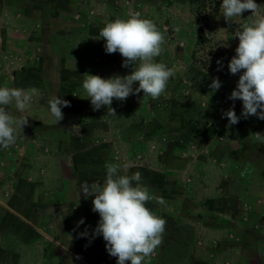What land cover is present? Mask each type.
Listing matches in <instances>:
<instances>
[{"label":"crops","instance_id":"1","mask_svg":"<svg viewBox=\"0 0 264 264\" xmlns=\"http://www.w3.org/2000/svg\"><path fill=\"white\" fill-rule=\"evenodd\" d=\"M157 1L94 0V4L102 9L99 14L104 16L95 18L89 24L90 31L94 36L100 37V29L107 22L117 18L127 19L130 12L136 11L135 7L129 5L131 2L152 7ZM29 2L31 13L44 20L47 33L63 35L74 28L65 18L75 11V0H46L45 4L39 3L40 0ZM54 2L60 5L61 12L54 10ZM122 2H125L126 7ZM1 3L2 0L0 5ZM221 16L219 13V19H216L220 23L219 28L221 21L223 22ZM198 29L199 27H196V31ZM219 30L223 34L226 33L224 28ZM160 31L165 36V44L156 61L164 63L175 73L167 85L171 84V81L178 84L189 81L194 88L181 94L166 88L155 100L143 97L142 91L137 95H130L123 102L114 99L112 107L116 110V116L107 115L106 107L94 111L82 88V75L86 72L100 75L99 68L68 70L69 61L51 54L49 47H53L47 40L45 44L49 51L46 52V60L60 59L59 62L64 68L59 76L62 85H58V82L55 84L53 96H62L61 98L68 100L71 105L62 107L64 118L59 127L66 130L76 121L77 127L84 129V137L89 134L96 142L93 166L106 172V163L127 164L130 169L122 167L124 172L121 174L142 172L144 183L150 187L151 192L164 198V205L154 201L147 204V207L167 220L163 242L155 250L152 264H264V206L261 205L264 203V143L251 139L244 128L247 122L264 120L256 116L240 118L239 123L233 125L236 133L233 131V135L229 132L230 137H224L223 143L216 142L215 98L219 95H230L235 88L212 92L209 88L212 82L210 75L189 63L182 48L175 43L176 34L167 35L164 30ZM38 40V37H33L32 43ZM101 40L104 48L105 41ZM170 48L174 50L169 51ZM103 51V65L110 69L109 72L103 71L104 76L109 78L116 74H131V67H122L123 57L118 52L108 54L105 48ZM28 72L30 73L22 80L27 86L38 89V102L48 101L49 99L45 100L43 97L45 92L42 90L44 84L41 69L37 67ZM133 87H138V82L134 83ZM44 106L48 110L47 113H50L47 102ZM120 127V130L125 129L124 135L120 134ZM107 130L111 134L110 139H101V134ZM61 143L74 145V142ZM155 146L156 151L153 150ZM151 153H154L155 165L149 168L143 158ZM81 157L82 155L76 154L75 161ZM68 166L70 167V164ZM77 168L78 166L75 171ZM90 170L88 166L83 171L79 169L81 172H78V177L85 179L92 174H98V171L92 173ZM72 171L74 170L70 167L68 174L75 177ZM247 201L253 204L251 212ZM79 204L82 205V202L77 205ZM77 210L84 217V222H87L88 217H85L82 207ZM99 219V214L96 213L94 220ZM69 220V216H61L62 223L67 226ZM37 232L33 235V244L40 242L41 245L45 239L54 247L66 250L55 235L45 234L39 227ZM66 240H70L69 235ZM172 241H204L207 245L203 250L173 252L167 249V245ZM84 250L82 247L78 252ZM36 252L37 255L45 254L43 247L36 249Z\"/></svg>","mask_w":264,"mask_h":264},{"label":"rangeland","instance_id":"2","mask_svg":"<svg viewBox=\"0 0 264 264\" xmlns=\"http://www.w3.org/2000/svg\"><path fill=\"white\" fill-rule=\"evenodd\" d=\"M75 1L77 2L75 11L65 18V21L74 28L69 33L57 35L46 32L44 20L39 15L31 13L29 0H2L0 86L28 89L30 87L22 78H26L29 70L39 67L44 84L43 97L45 100L52 98L55 84L58 82V85H62L59 76L64 68L59 62L60 59L46 60V52L49 49L51 54L57 56L56 58H65L69 61L68 70L99 68V76L108 78L103 74V71H110L103 65V41L100 37L94 36L89 27L95 18L101 17L99 13L102 9L94 4V0ZM255 2L264 10V0ZM39 3L45 4L46 0H40ZM221 3L222 0H158L152 7L140 6L134 2L129 5L135 7V12H139L141 18L153 20L167 35L175 33V43L182 48L189 63L200 71L207 72L211 79L218 77L222 90L235 88L237 79L242 74H230L227 65L235 55L239 43L238 38H233L234 34L240 30L243 23L248 22L251 11L246 10L241 18L234 17L232 22L225 21L221 16L223 22L221 21L219 28L220 23L216 19L222 12ZM123 4L126 7L125 2ZM52 6L56 12H61V7L56 2ZM177 27L180 28L179 32L174 30ZM196 27L201 30L196 31ZM218 28H224L226 33L223 34ZM33 37H38V42L32 43ZM47 40L53 49L47 48L45 44ZM172 50L174 48H170L169 51ZM218 60L222 63L219 71L218 68L221 66L217 64ZM171 82L167 88L178 94L188 93L194 88L189 81L183 84ZM76 92L79 93V90ZM229 96L219 95L214 101L217 124L215 141L219 143H223L233 131L236 133L233 125L227 127L228 120L222 113L233 104L237 116L241 115L243 109L242 101L239 99L232 101L228 99ZM38 97H33L31 107L23 113L18 112L14 106H8L10 113L27 117L29 123L19 133L14 145L6 150L0 149V264H116V258L110 256L106 250L103 237L92 234L98 225V221L94 220L96 212L92 211L93 197L85 199L83 194H80V186L84 182L103 183L106 178V172L98 170L92 164L96 145L94 137H89V134L84 137V129L77 127L76 121H73L72 126L66 130L59 127L61 121L57 123L55 118L47 113L48 110L44 106L47 101L40 103ZM54 123L58 127H55ZM244 128L251 139L258 141L255 133H264V121L247 122ZM124 131L125 129L120 130V134L124 135ZM101 135L103 136L101 139L108 140L111 134L107 130ZM63 141L74 142V145H64L61 143ZM153 150H157L156 146ZM76 154L82 155L78 161H75ZM153 157L154 153H151L143 158V162L149 168L155 165ZM68 164L71 170H74L72 172L75 173V177L68 174L70 168ZM75 165L78 166L77 171ZM87 166L92 173L98 171V174L91 173L92 176L80 179L78 174ZM80 201L82 205H77L81 203ZM246 203L251 212L253 204L250 201ZM261 205L264 206V203ZM78 207H82L85 217H88L87 222L79 227L77 224L84 217L79 214ZM61 216L70 217L69 226L62 223ZM38 227L45 234L55 235L66 250L54 247L45 239L41 245L40 242L33 244V235L38 233ZM86 228L88 234L79 236ZM68 235L70 240H66ZM40 237L43 238V235ZM206 245L204 241L201 243L172 241L167 245V249L173 252L203 250ZM41 247L44 248L45 254L37 255L36 249L40 250ZM82 247L85 248L84 252H78ZM154 258L152 255L146 264H152Z\"/></svg>","mask_w":264,"mask_h":264},{"label":"clouds","instance_id":"3","mask_svg":"<svg viewBox=\"0 0 264 264\" xmlns=\"http://www.w3.org/2000/svg\"><path fill=\"white\" fill-rule=\"evenodd\" d=\"M221 15L225 21L241 18L246 10L251 11L248 22L241 25L233 38L239 43L235 55L227 67L232 75H239L235 89L228 99L242 101L240 116L234 110V104L222 115L228 125L238 124L241 116L247 119L256 116L264 120V10L255 0H222ZM219 19V17H217ZM175 31L179 32L177 27ZM105 41L108 54L119 53L123 57L122 67H131V74L113 75L102 78L99 75L84 73L82 88L90 99L94 111L107 108V115L116 116L112 107L113 100L126 101L130 95L143 92V97L158 99L167 88L168 81L175 75L174 70L162 62H157L164 48L165 36L157 24L150 19L141 18L139 12H130L128 18H117L107 22L99 32ZM217 64L222 68L221 61ZM138 87L134 88V83ZM222 86L218 77L212 79L209 88L212 92ZM38 94L36 87L0 86V149L14 145L19 133L28 125V118L15 116L8 111V106L23 113L31 107L33 97ZM50 114L58 123L64 118L62 107H70L68 100L53 96L47 101ZM256 138L264 143V133H255ZM130 166L118 163H106V178L103 183L84 182L80 194L84 198L93 197L92 211L99 214L93 236H102L106 242L108 254L116 258V264H146L155 250L162 244L167 220L147 207L154 201L159 205L166 202L163 197L151 192L144 183L143 174L134 171L121 174V168ZM84 224L82 218L78 224ZM87 228L80 236H86Z\"/></svg>","mask_w":264,"mask_h":264},{"label":"water","instance_id":"4","mask_svg":"<svg viewBox=\"0 0 264 264\" xmlns=\"http://www.w3.org/2000/svg\"><path fill=\"white\" fill-rule=\"evenodd\" d=\"M199 30H201V29L199 28Z\"/></svg>","mask_w":264,"mask_h":264}]
</instances>
